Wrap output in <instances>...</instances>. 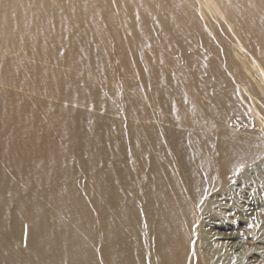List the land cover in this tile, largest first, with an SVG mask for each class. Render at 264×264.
Segmentation results:
<instances>
[{"label":"bare ground","instance_id":"6f19581e","mask_svg":"<svg viewBox=\"0 0 264 264\" xmlns=\"http://www.w3.org/2000/svg\"><path fill=\"white\" fill-rule=\"evenodd\" d=\"M263 176L264 0H0V264H250Z\"/></svg>","mask_w":264,"mask_h":264},{"label":"rangeland","instance_id":"374dc122","mask_svg":"<svg viewBox=\"0 0 264 264\" xmlns=\"http://www.w3.org/2000/svg\"><path fill=\"white\" fill-rule=\"evenodd\" d=\"M210 18H211L210 21L207 20V22H208L207 26H206L207 29L209 30L210 27H212V23H213L217 28H219L221 31H223L221 29L220 20L216 16H214L213 14L211 15ZM221 20H223V19H221ZM226 27L228 28V30H231L230 24L227 25V23H226ZM246 52L249 53L247 51V49H246ZM261 180H264V176L261 177ZM248 190L251 191V189H248ZM260 196H261V203H262L260 205V207H256V206H254V204H251V205H249L250 206L249 210H250V212L251 211L255 212L254 214L256 216V219H258L259 225H262L264 227V192H261ZM245 226H247V225H245ZM250 230H252V228L250 229L247 226V230L245 229V232L247 233V235H246V238H244V240L241 242V244H243V246L246 247V250L248 252L247 255L249 257L248 260L250 261V264H264V257H261V254L259 255V257L258 256L256 257V258H258V261H255V256L257 255V253H256L257 246L263 245L264 243L262 241L259 242L258 239L257 240L254 239L252 237V231L250 232ZM237 231H239V228H237ZM259 239H264V238L260 237Z\"/></svg>","mask_w":264,"mask_h":264}]
</instances>
